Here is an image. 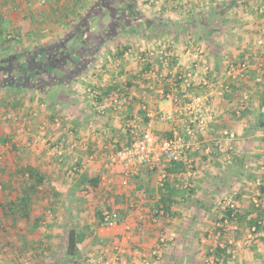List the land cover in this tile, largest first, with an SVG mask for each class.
Wrapping results in <instances>:
<instances>
[{
	"label": "rangeland",
	"instance_id": "1",
	"mask_svg": "<svg viewBox=\"0 0 264 264\" xmlns=\"http://www.w3.org/2000/svg\"><path fill=\"white\" fill-rule=\"evenodd\" d=\"M71 1L0 0V68L13 70V75L16 71L13 65L21 64L27 70L26 74L16 76L17 82L20 76L25 79L20 80L24 83L18 91L5 88V83L9 82L0 79V264H264V196L259 189L264 186V126L255 128L262 119L264 56L257 63L256 60H250L254 65L251 71L255 68L256 76L251 77L249 73L250 83H244L248 98L245 101L240 98L242 91L238 90L231 99V102L236 101L238 109L242 102L247 104L245 106L253 107V110H241L242 114L251 116L249 124L243 129L223 123L220 114L213 113L212 119L210 111H204L205 128L189 134L191 115L185 111L176 113V121L171 124L170 131L173 137L190 144L188 150L194 147V142L201 140V132L205 131L208 136L212 128L219 131V138L226 139L222 145L226 150H220L221 146L212 142L204 143L206 148L215 152L208 166L213 169H207L210 172L208 183L215 187L218 184L220 190L208 191L205 204L187 207L188 214L163 215L157 213L156 208L140 201L143 195L136 191L135 175L122 178L121 181H110L105 166L107 156L114 149L133 142L145 129L147 110H144V114L139 111L131 113L134 115L123 116L126 128L131 130L130 136L123 138L127 140L125 145L107 143L108 148L104 150L90 151L88 148L83 149V146L81 148L75 140H69V136L74 135L73 121L78 110L86 118L98 123L108 113L117 116L125 114L134 100L128 95L131 93V73L140 67L145 74L142 83L151 84L155 81L163 90L170 83L176 91H180L179 74L171 73L170 69L174 71L177 68L181 74L187 70L189 60L180 63V52L185 53L187 48L182 44L179 48L174 46L165 30L159 29L158 35L156 31L152 32L154 26L148 34L140 31L109 34L113 25V12L124 0H105L104 7L95 9L96 0H91L88 2L90 5L87 4L77 13L70 9ZM163 2L160 6L169 7V0ZM140 3L147 19L152 22L156 1L142 0ZM25 21L33 26L32 29H24ZM168 22L163 24L167 25ZM263 27L264 24L260 27L258 41L264 37L261 31ZM80 32L88 42L83 49H79L82 40L76 36ZM125 44L130 48L124 52ZM168 46H174L175 54L169 64H164L160 53L149 55L146 62L142 60V56L151 49L159 52ZM140 48H144L145 52L142 53ZM77 53L90 57L93 62L78 69L77 77L59 90L56 85L63 83L62 80L58 82L46 78L57 71L64 79L75 75V71L68 74V71L53 68L46 61L50 59L53 62L52 58L56 57L65 58L67 68L75 69ZM127 57L136 64L128 62ZM152 69L158 70L157 75L148 78V71ZM31 71L32 76H29ZM68 79L65 78L66 81ZM112 85L116 86L114 92L109 91L99 99L100 91ZM200 87H192L189 93L194 94L191 96L202 95ZM188 96L178 95L182 106ZM115 98H125L126 101L116 104ZM63 99L70 100L64 109ZM218 99L219 96L212 95L207 105H214ZM9 114H15L17 119L9 118ZM191 127L196 129L194 125ZM167 128L153 127V132L157 138L165 139L170 132ZM225 131L233 132L235 136L229 137ZM103 135L106 137L105 133ZM200 135L202 139L206 138ZM72 144L76 145L72 147ZM60 150L63 151L62 155H59ZM219 153H224L225 158L217 160L220 158ZM191 154H186L189 160ZM241 156L249 157V166L240 165L244 171L248 172V167L251 169L250 176H235L226 182L215 177L214 171L234 165ZM95 164L105 170V178L97 186L82 181V175L101 177L89 170ZM28 165L43 170L48 176L46 183L35 186L33 179L22 170ZM192 167L191 162L188 168ZM159 176L157 172L148 174L147 171L143 176L148 195H152L150 190L153 184L156 186L160 183ZM239 186L245 190L243 194L248 196L244 198L248 200L246 204L239 199ZM58 190L65 191L68 197L53 194ZM26 194L30 198L26 212L20 206L8 208L9 200L18 201ZM255 200L259 206H256ZM77 205L81 207L75 208ZM228 207L234 208L239 214L249 212V215L247 219L234 222L223 220L221 218ZM104 210L119 213L118 227L99 225V211ZM250 218L259 219L260 230L248 224ZM52 228L57 229L59 234L53 233ZM72 228L86 238L74 256L67 251L68 232ZM226 244L230 255H217L214 251L216 246Z\"/></svg>",
	"mask_w": 264,
	"mask_h": 264
},
{
	"label": "crops",
	"instance_id": "2",
	"mask_svg": "<svg viewBox=\"0 0 264 264\" xmlns=\"http://www.w3.org/2000/svg\"><path fill=\"white\" fill-rule=\"evenodd\" d=\"M79 1L83 4L81 5ZM90 1L91 0H72V6L69 7L74 11L76 10V13L81 12V8H85V6ZM140 1L142 0H137L136 10L138 12L137 14L140 16L139 18L143 19L144 17H147V15L145 14ZM155 1L157 6L153 8L155 18L151 20L153 22H151L152 28L154 26L151 31H156V34L158 35L160 33L159 29L165 30L166 33H168L167 36L169 37V39L174 42V46L177 45L178 48L180 47L179 45L182 44L183 47H186L188 49L190 44H192V41L195 44L202 46L208 62L214 69L213 73H216L217 75L223 74V70L226 67L224 65H227L229 62H238L240 60H256L257 63L261 58H263L264 47L258 44V38L260 37V27L264 24V12L261 11V7L264 6V0H169V7L160 6L163 5L164 0ZM77 2L80 5L77 4ZM163 22H168V24L165 25L163 24ZM23 24L24 29H32L33 27L30 24H26V21ZM142 28L143 25L137 22L135 24V27H131L130 30L125 29V31L123 32L127 34L136 33L138 31L141 32ZM191 36L193 38H191ZM124 46L129 47L127 44H125ZM126 54H128V52H126ZM180 55V63H186L187 60H189L187 51L185 53L180 52ZM8 58L10 59V57ZM127 59L126 60L128 62H131L134 65L136 64L132 62L133 59L131 60L130 57H127ZM81 60L82 58L80 55L75 57L76 63L81 62ZM157 69L159 70V67ZM255 70L256 69L254 68L253 71L250 72L251 77L256 76L254 75ZM8 71L6 70V68H0V73L2 72L3 74H6V77H8L10 80L11 78L14 79L8 81L9 83H5L4 86H7L5 88H8L9 90L15 88L18 91L19 89H21V85H23L24 83L20 81L21 79H19V82L16 81V76L20 75V72L19 70H16L14 71L15 73L14 75L12 74V76L10 73L13 70H11L9 73ZM142 71L143 70L140 67L131 73L132 82L129 83L131 85V93H127L128 95H130L129 97L134 100L130 102L131 106L126 109L125 114H123L122 116H117L108 113L104 120H101L98 123L89 118H86L78 110V112L74 116L75 120L73 121V126L75 127L74 135L69 136V140H75V143L80 144L81 148L83 146V149L88 148L90 149V151L96 149L97 152L98 150H104L105 148H108L107 143L108 145H111L113 143H120L121 145H125V143H127V140L125 141V139L123 138L128 137V135L130 136L131 130L129 128H126L127 124L123 116L125 115V117H127L131 113H137L139 111L144 114V110H147V115L150 118L149 121L152 123L153 127L159 128L166 126L170 131L173 126L171 124H174V122L163 121L161 120L160 116L166 111L175 109L176 104L174 103L172 98H175L178 95L183 96V94L180 91H176V89H174V87L170 83L167 84L168 86L164 90L161 89V85L157 84V82L155 81L151 83L152 85L149 83L145 84L144 81V83H142L141 80H145V74H143ZM163 71L166 72L164 69ZM171 71L172 70L170 69V72ZM2 73L0 74V79H3ZM73 76L75 78L77 77V74L75 73V75ZM21 78H23V76H21ZM247 82L248 80L241 81L235 87L232 83V90L226 95L227 97L221 99L219 97L217 103H214V105L212 104V106H209L208 109L205 110L207 112L210 111V115L208 114L209 116H211L210 118L213 119L212 114L216 113L220 114L219 116L220 119L224 121L223 123L227 122V124L230 123L233 127H241V129L247 126L250 122L249 117L251 116L247 117L246 113L242 114V112L239 114L237 112L238 108L237 106H235L236 101L232 100L231 102V99L234 97L233 94H236L238 90L242 91V94L240 93L242 95L240 96V98H243L245 95L249 96L247 94L248 92L245 89L246 87L243 88L244 83ZM235 83L238 82H234V84ZM262 84L264 85L263 82ZM64 85L65 83L59 82L56 86L60 90ZM112 86L116 88L115 85ZM201 91L204 93L205 90L203 89V87ZM111 92H114V90ZM192 93L193 92L188 93V97H190ZM62 98H64V96ZM64 99L61 101L63 104V109L66 108V106H68L70 103V100L64 101ZM247 108L253 110V107L245 106V109ZM261 111H263V107L261 108ZM211 130L212 132L209 133L208 136L206 135L205 131L201 132L200 134L205 135L206 138L202 139V136L199 134V138L201 140L196 143L194 142L193 144L196 149L193 147L186 152V154H191L193 151H196L195 154L189 155V158L193 163L192 169H189L188 167L190 166L186 161L183 160L179 161L180 163L175 165L174 171L168 175V180L171 182L175 194V203L173 205L175 215L172 216H176L181 212L184 214H188L186 211L187 207H196V205H198L197 203L203 206L207 199L206 194L208 191L220 190L218 184H216L217 186L215 187L213 186V184L211 185L210 183H208L210 172H208L207 169H213V167L209 168L208 166L211 165V159H213L215 152H212L209 147L206 148V145L204 143H215L216 145L221 146L220 150L224 151L226 149L222 147V145L226 143V139L218 137L219 131H214L213 128ZM104 133L106 134V137L103 135ZM253 136L255 135L253 134ZM58 137L65 138L61 136ZM217 139L219 140L217 141ZM219 154L220 158H216L217 160H222L225 158V156L223 157L224 153ZM248 155H250L249 152ZM227 157L230 159V156ZM248 159L249 157L247 156H241L239 162L236 161L237 163L235 162L234 165L232 164V166L229 167L224 166L221 171L216 170L217 172L214 171L213 173H215V177L218 179L220 178L222 182H226L235 176L239 177L246 174L250 176L251 169L249 167L246 168L248 169V172L239 167L240 164H246L247 166H249L248 164L250 163H248ZM207 161L208 163H206ZM165 162L167 163L168 161H164L163 164L155 169H151L145 166L139 168V170H137V173L135 174L136 177L134 178V186L135 188H137L140 182L144 181L143 176L145 175L146 171L148 174H154L155 172L160 174V183H158L156 186L153 184L152 186L156 188L155 196L151 199L143 196L140 200L142 203H146L154 208L156 201L160 197L158 188L159 186H161L162 180L166 176L165 170L168 163L165 164ZM222 162L224 163V161ZM161 166L163 167L161 168ZM89 170L95 171L97 174L101 175V177H99L100 180L105 178V175L103 174L105 170L102 169L99 164L93 165ZM39 171L47 179L48 176L45 174V172L43 170ZM52 171L53 170H51V172ZM56 171L58 172V170ZM106 171L107 174H109L111 177L110 181L113 179L115 181H121L122 178L125 177H134L133 175H129L127 172H125V170H123V168L121 167H116L114 170ZM238 190L241 194L239 199L244 204H246L248 200L246 201V199L244 200V198L248 196L246 193L243 194V191L245 190L240 188V186L238 187ZM58 191H62V193L64 194ZM58 191L53 192V194L68 197L65 191ZM73 199H75L74 196ZM121 199L123 198L121 197ZM80 203L81 202H79L78 204ZM80 207L81 206L78 205L75 206V208ZM51 230L54 231L53 233L59 234L57 229L52 228ZM74 264L79 263L75 262Z\"/></svg>",
	"mask_w": 264,
	"mask_h": 264
},
{
	"label": "built area",
	"instance_id": "3",
	"mask_svg": "<svg viewBox=\"0 0 264 264\" xmlns=\"http://www.w3.org/2000/svg\"><path fill=\"white\" fill-rule=\"evenodd\" d=\"M261 11L264 12V6L261 7ZM264 33V27L261 29ZM259 45L264 47V37L258 41ZM140 51L145 52L144 48H140ZM155 51V52H154ZM155 53L161 54L164 64H169L174 57V46H168L166 49L150 50L142 56L143 61L148 60L149 55ZM187 56L189 59V66L187 70L181 74L179 71L174 70L171 73L179 74L180 85L183 96H186L194 86H201L205 90L202 95L190 96L185 100L184 106L180 104L178 96L172 98L176 104V108L171 111H166L161 114L160 118L163 121L175 122L177 112H188L191 115V124L195 126L193 129L190 124L188 128L189 134H194L202 131L206 125V119L203 112L208 109V100L212 95L223 97L232 90V83L234 81H246L248 80L249 73L254 65L249 60H240L238 62H229L223 70V74L217 75L213 73V68L208 62L205 51L202 46L195 44L192 41L187 49ZM158 70L148 71V78L157 75ZM163 76V74H159ZM188 92V93H187ZM248 98L247 95L243 97L244 101ZM116 104H122L126 101L125 98L114 99ZM245 102L241 103V106L237 110L240 114L241 110L245 109ZM9 118L16 120L15 114H9ZM225 134L229 137H234L233 132L225 131ZM76 144H72V147ZM115 147V146H114ZM190 148V144L183 141L181 138L172 137L170 139H159L153 132V125L149 121L145 129L139 134V136L130 144L121 148L114 149L107 156L106 168L108 170H114L116 167H121L129 175H135L139 168L145 166L151 169L158 168L164 161H186L191 167V160L187 159L186 152ZM63 151H59V155H62ZM256 206H259L257 200H255ZM103 221L109 226H115L120 219L119 213L113 210H104L102 212ZM149 264V263H146Z\"/></svg>",
	"mask_w": 264,
	"mask_h": 264
},
{
	"label": "trees",
	"instance_id": "4",
	"mask_svg": "<svg viewBox=\"0 0 264 264\" xmlns=\"http://www.w3.org/2000/svg\"><path fill=\"white\" fill-rule=\"evenodd\" d=\"M104 5H105V0H102V1L97 0L94 4L93 8L94 9L97 7L102 8V7H104ZM136 7H137V0H124V3L121 4L119 7H117L115 9V11L113 12V15H114V19L112 20L113 25H111V27H110V33L109 34L115 33V32H116L115 34H117L118 31L123 32V31H125V29L130 30L131 27H135V24L137 22H139L140 24L143 25L141 32L146 34L149 30H151V28H152L151 22L147 19V17H144L143 19L139 18L140 16L137 14L138 12L136 10ZM79 30H82V29L79 28ZM0 32H2V31H0ZM76 36L80 37L82 40V47L81 48L79 47V49L85 48L88 45V42L86 41L85 38H83L82 33L81 32L77 33ZM69 40H70V38H69ZM128 48L129 47L124 46L123 51L124 52L127 51ZM78 55H80V54L77 53V56ZM80 56H81L82 60H81V62H78L76 64V66H75L76 70L74 68L70 69V70H69V68H67V64H66L67 62H65L67 60H65V58L60 59V58L56 57V58H52L53 62H51L52 60L50 61V59H48L46 62L47 63L50 62L51 63L50 66H53V68L59 67L64 71H68V74L69 73L72 74V73H74L73 71H75V73H76L79 71L78 69H82V67L85 66L86 63L87 64L91 63L90 57H86L83 55H80ZM49 57H51V56H49ZM148 66H149V63H148ZM12 68L15 70H19L20 75L22 73H25V71H27L26 67H23L21 64L17 65V66L13 65ZM31 72H30V74H31ZM53 73L54 74H52V76L51 75L48 76L46 78V80H52L53 79V80L58 81V82L60 80H62L63 83H67V82H70L71 80L74 79L73 75H69V77L68 76L67 77L62 76V77H64V79H63V78H61L60 74L57 73V71L53 72ZM65 78H69L68 81H66ZM234 82H238V83L234 84ZM234 82H233V85L235 87L241 81H234ZM263 83H264V81H263ZM113 89H115V87L110 86V87L100 91L99 99L102 98L103 96H105L106 94H108L109 91H112ZM262 105H263V111L261 114L262 119H260L259 123L256 124L255 128L264 126V97H263ZM145 119L148 123L150 118L145 116ZM172 137H173V133L169 132L167 134V139H170ZM131 143H129V145ZM167 163H168V165L166 166V170H165L166 176L163 178L162 184L158 188V193H159L160 197L155 203V208L157 210V213H162L163 215L164 214L165 215H175L174 208H173L174 207L173 205L175 203V200H174L175 194H174V189L171 185V182L168 180V175L174 171L175 165L179 164L180 162L170 161ZM239 167H242V166L239 165ZM22 170L24 171L25 174H28V176L33 179V183L37 187L43 185L47 181L46 177L43 174H41V172L37 168H35L31 165L25 166L24 168H22ZM82 181L88 182L90 184L97 186L100 183V178L99 177L92 178V177H89L87 175H82ZM259 189H260L261 195L264 196V186H260ZM136 191L148 199L153 198L156 194V188L152 187L150 190L152 192V195L151 196L148 195L147 189L145 188L143 182H140V184L136 188ZM28 200H30V198L28 197V194L23 195L22 197L19 198L18 201H16L15 199L9 200L7 202V206L10 209H13L16 206H20L21 210L26 212V210L28 208V206H27ZM248 215H249V212L239 214L234 210V208L228 207L225 211L224 216L221 219L230 220V222H234L235 220L247 219ZM118 224H120V223H118ZM118 224L115 226H109V225L105 224V222L103 221L102 212L99 211V225H101V226L107 225L109 227H118L119 226ZM248 224L251 227H253V226L256 227V229H258V230H260V228H261L258 218H250L248 220ZM85 239H86L85 236L81 235L76 229H74V228L70 229L68 232V238H67L68 254L72 255V256L76 255L78 252V249H79V245L82 244V242H84ZM227 247H228V244H226L225 246L217 245L216 248L214 249V251L219 256L224 255L225 257H228L230 254H228V252H227L228 251Z\"/></svg>",
	"mask_w": 264,
	"mask_h": 264
},
{
	"label": "flooded vegetation",
	"instance_id": "5",
	"mask_svg": "<svg viewBox=\"0 0 264 264\" xmlns=\"http://www.w3.org/2000/svg\"><path fill=\"white\" fill-rule=\"evenodd\" d=\"M6 70H7V71L9 70L8 73L11 71V69H9V68H7ZM1 73H2V72H1ZM1 73H0V74H1ZM32 73H33V72H31V74L29 73V76H32ZM2 74H3V73H2ZM10 74L12 75V71H11ZM23 74H26V73H22V75H23ZM27 74H28V73H27ZM2 76H3V79H2V80H4V81H11V80H14L13 78H11V80H10L8 77H6V74H3ZM12 76H13V75H12ZM12 76H11V77H12ZM7 78H8V79H7ZM20 78H21V76H20ZM23 78H24V77H23ZM23 78H21V80H24V81H25V79H23ZM15 79H16V78H15Z\"/></svg>",
	"mask_w": 264,
	"mask_h": 264
}]
</instances>
